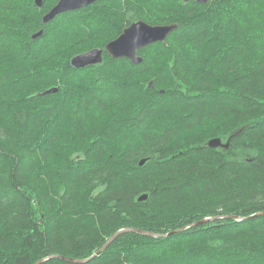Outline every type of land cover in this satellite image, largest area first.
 I'll use <instances>...</instances> for the list:
<instances>
[{
	"label": "trees",
	"instance_id": "obj_1",
	"mask_svg": "<svg viewBox=\"0 0 264 264\" xmlns=\"http://www.w3.org/2000/svg\"><path fill=\"white\" fill-rule=\"evenodd\" d=\"M57 1L0 0V264H264V0ZM140 19L178 28L72 65ZM123 228L168 235L64 258Z\"/></svg>",
	"mask_w": 264,
	"mask_h": 264
},
{
	"label": "water",
	"instance_id": "obj_2",
	"mask_svg": "<svg viewBox=\"0 0 264 264\" xmlns=\"http://www.w3.org/2000/svg\"><path fill=\"white\" fill-rule=\"evenodd\" d=\"M98 0H58L57 3L52 6L44 15H43V22L47 23L56 18L59 14L67 12V11H73L77 9H81L85 6H88ZM186 2L188 1H198L201 3H206L209 0H184ZM43 0H35V4L38 7L43 6ZM178 28L177 23H169V24H151L145 20H135L133 21L129 26H127L123 32L115 39L109 41L105 48L103 47H95L90 50H87L85 52H81L76 54L71 62L72 65L77 68H85L89 65H94L101 63L103 61L104 57V51L108 53L113 58H128L131 60L134 64L141 63L143 61V57L139 55V50L143 47H146L150 44L156 43V42H164L167 40L168 36ZM43 34V29L37 31L33 34V38H37ZM58 88L54 87L51 88L45 93L55 92ZM209 146L211 147H229L230 140L228 142L224 143L223 140L220 137H215L209 140ZM146 160L143 159L141 161V164H143ZM148 195L145 193L142 196H140L139 200H146ZM257 214H264V212L257 213ZM231 217H236L233 215H229ZM225 217V216H224ZM216 217H206L202 220H199L195 222L194 224H200L204 223L208 220H212ZM133 230L135 232L144 234V235H150V236H167L168 234H159L147 230L142 229H132V228H123L118 230L116 233H114L107 241L106 243L91 257L89 258H83V259H76V258H67L70 261L73 262H79L84 263L88 262L89 260L93 259L96 255L101 253L104 249H106L119 235L126 231ZM51 258V257H49ZM47 258H42L35 262L34 264H41L42 262L46 261Z\"/></svg>",
	"mask_w": 264,
	"mask_h": 264
},
{
	"label": "rangeland",
	"instance_id": "obj_3",
	"mask_svg": "<svg viewBox=\"0 0 264 264\" xmlns=\"http://www.w3.org/2000/svg\"><path fill=\"white\" fill-rule=\"evenodd\" d=\"M100 37H101V36H100ZM213 138H215V137H213ZM211 139H212V138H210L209 140H211ZM222 140H223V139H222ZM223 142L226 143V142H228V140H227V141H224V140H223Z\"/></svg>",
	"mask_w": 264,
	"mask_h": 264
}]
</instances>
